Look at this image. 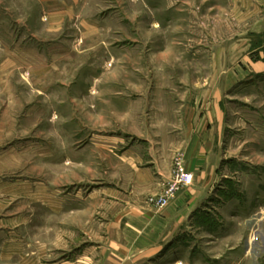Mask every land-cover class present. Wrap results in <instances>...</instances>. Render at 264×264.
<instances>
[{"label": "rangeland", "instance_id": "1", "mask_svg": "<svg viewBox=\"0 0 264 264\" xmlns=\"http://www.w3.org/2000/svg\"><path fill=\"white\" fill-rule=\"evenodd\" d=\"M214 111L218 179L191 221L203 231L139 263L115 256L123 210L157 209L194 115ZM168 163L153 193L139 171ZM258 211L264 0H0V264H180L249 236L261 255Z\"/></svg>", "mask_w": 264, "mask_h": 264}, {"label": "crops", "instance_id": "2", "mask_svg": "<svg viewBox=\"0 0 264 264\" xmlns=\"http://www.w3.org/2000/svg\"><path fill=\"white\" fill-rule=\"evenodd\" d=\"M220 118L221 116L215 113V111L194 115L193 120H197L199 123L194 124V127L191 125L193 128L188 131L189 140L185 142L182 158L186 169L192 174L191 182L181 187L170 202L158 210L139 204L124 209L120 216V218H124V226L120 230L118 229L119 226L115 224V229H113L114 240L111 246L115 256L125 254V261L130 260L139 263L145 259L155 257V255L166 247L171 248L174 246V239L177 240L175 242L177 243L176 245L181 244V246H184V241L187 238L184 236L185 233H195L196 230L203 231L200 226L192 227L191 221L193 217L196 219L197 215L205 213L203 209L206 206V201L210 197L208 195L211 194V191L217 183L219 161L217 154L218 138L215 127ZM213 121L215 123H212ZM169 164L164 168H161L158 164H154L153 169L150 168L151 172L139 171L141 178L146 177L147 182L153 184V188H155L153 193L159 192L161 187L158 184L159 176L155 172L152 173V171L156 167L162 177L166 176V178H169ZM162 169L165 171V174H162ZM247 212V208H242L234 216L245 218ZM212 215L217 217V214L213 213ZM212 215L210 214V217ZM255 216L256 218L252 219L251 225L256 232V228L263 224L264 212L258 211ZM245 220L243 222H250L249 219ZM238 224L240 225L241 223L238 222ZM250 230L252 229L249 228V232ZM217 231L218 228L216 229ZM212 242H207V244L209 245ZM186 244L189 245L187 242ZM256 246L259 250L258 241L252 240L249 236L241 242L238 241L234 244L232 242L227 243L225 255L222 256L218 253L209 255L205 252L201 254L199 245H195L194 248L188 247L187 253L186 250L183 251L177 263L215 264L214 261L220 260L221 258L225 260L226 264H259L258 259L261 258V263L264 264V247H262L263 252H261V255L259 251L255 255L254 249ZM209 248L212 249V246ZM209 248H206V250Z\"/></svg>", "mask_w": 264, "mask_h": 264}, {"label": "built area", "instance_id": "3", "mask_svg": "<svg viewBox=\"0 0 264 264\" xmlns=\"http://www.w3.org/2000/svg\"><path fill=\"white\" fill-rule=\"evenodd\" d=\"M191 182V173L186 169L181 158H176L171 180L166 184L162 193L149 198L152 206L160 209L168 204L177 191Z\"/></svg>", "mask_w": 264, "mask_h": 264}, {"label": "bare ground", "instance_id": "4", "mask_svg": "<svg viewBox=\"0 0 264 264\" xmlns=\"http://www.w3.org/2000/svg\"><path fill=\"white\" fill-rule=\"evenodd\" d=\"M156 195H157V194H156ZM156 195L152 196V198H155ZM150 198H151V197H150ZM168 203H169V202H168Z\"/></svg>", "mask_w": 264, "mask_h": 264}]
</instances>
